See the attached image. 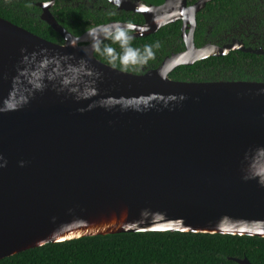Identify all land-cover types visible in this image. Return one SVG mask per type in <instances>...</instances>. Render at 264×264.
I'll return each mask as SVG.
<instances>
[{"label":"water","instance_id":"water-1","mask_svg":"<svg viewBox=\"0 0 264 264\" xmlns=\"http://www.w3.org/2000/svg\"><path fill=\"white\" fill-rule=\"evenodd\" d=\"M203 4L94 28L101 43L105 27L142 38L181 21L184 50L141 75L99 62L89 31L75 38L49 13L61 45L0 18V260L121 234L264 239V83L168 78L226 53L193 44Z\"/></svg>","mask_w":264,"mask_h":264},{"label":"trees","instance_id":"trees-1","mask_svg":"<svg viewBox=\"0 0 264 264\" xmlns=\"http://www.w3.org/2000/svg\"><path fill=\"white\" fill-rule=\"evenodd\" d=\"M156 2V0H155ZM237 7V6H236ZM249 7H251L249 5ZM74 20L60 23L71 35L80 36L93 26L79 9L68 8ZM216 9L209 7V12ZM33 0H0V18L27 32L54 44L62 39L36 16ZM207 14V12H205ZM58 20H61L58 13ZM205 17V15H204ZM121 21L117 17L105 19ZM79 21V22H77ZM204 27V24H201ZM64 29V30H65ZM153 47V57L144 64L122 66L117 60L109 63L108 57L94 52L101 63L116 70L141 75L156 69L162 60L172 53L182 52L180 25L173 23L161 27L155 33L133 38L130 46L143 53L145 45ZM110 46L117 54L122 52L118 43L105 39L100 48ZM207 58L190 66H180L168 78L175 82H253L264 83V58L246 54ZM232 259H246L249 264H264V239L228 235L146 233L121 234L104 237L82 238L58 244H48L3 258L0 264H237Z\"/></svg>","mask_w":264,"mask_h":264},{"label":"flooded vegetation","instance_id":"flooded-vegetation-1","mask_svg":"<svg viewBox=\"0 0 264 264\" xmlns=\"http://www.w3.org/2000/svg\"><path fill=\"white\" fill-rule=\"evenodd\" d=\"M166 1L167 0H156V2L155 0H33V5L38 10L36 16H38L41 22L45 23L41 17L45 13H49L53 20L63 29L65 28L61 24H65V22H69V20L72 21V19L74 20V17L77 15L70 11V9L68 10V8L79 9L80 15L86 16V14H88L85 17L87 23L91 25L94 22L101 23L90 28L94 29L110 23H118L127 26L131 25V27L142 26L144 24V18L139 14L138 10L141 9V7H160ZM185 1L186 7H191L203 0ZM249 5L251 7H249ZM209 7H215L216 9L209 12L207 10ZM205 12H207V14H205ZM58 13L61 17L60 21L58 20ZM114 17L122 20H109V22H104L105 19ZM173 23H178L180 25L181 38L182 22L174 21L169 24ZM202 23L204 27L201 25ZM65 31L67 30L65 29ZM125 31L128 35H133V31ZM80 36L73 37L78 38ZM192 41L195 48L198 49L204 46H210L226 51L224 55L209 56L207 58H221L230 54L238 56L236 53L239 52L241 54L264 58V0H204L203 7L195 15V27ZM182 43L184 47V42L182 41Z\"/></svg>","mask_w":264,"mask_h":264},{"label":"clouds","instance_id":"clouds-1","mask_svg":"<svg viewBox=\"0 0 264 264\" xmlns=\"http://www.w3.org/2000/svg\"><path fill=\"white\" fill-rule=\"evenodd\" d=\"M129 28L131 25L128 26ZM104 34V39H110L113 43H118L122 52L117 54L115 49L110 46H105L103 49L100 48V40L96 38V29H90L88 35L92 37L93 44L92 48L96 52L105 55L109 59V63H114L117 60L119 63L127 68L128 65L144 64L147 60L151 59L154 55L152 49L153 47L158 48L159 43L154 45H145L143 48V53L139 49H134L130 46V41L133 39L132 36L128 35L124 28L116 26L114 28L105 27L102 29ZM68 46L74 47V44H69ZM6 161L0 157V168L4 167ZM23 166V162H20Z\"/></svg>","mask_w":264,"mask_h":264}]
</instances>
